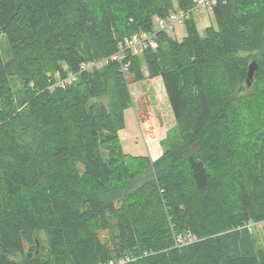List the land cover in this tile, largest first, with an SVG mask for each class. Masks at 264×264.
Listing matches in <instances>:
<instances>
[{
	"label": "trees",
	"instance_id": "1",
	"mask_svg": "<svg viewBox=\"0 0 264 264\" xmlns=\"http://www.w3.org/2000/svg\"><path fill=\"white\" fill-rule=\"evenodd\" d=\"M191 7L0 0V264H264V0L159 30ZM143 65L174 118L155 160L119 143Z\"/></svg>",
	"mask_w": 264,
	"mask_h": 264
},
{
	"label": "rangeland",
	"instance_id": "2",
	"mask_svg": "<svg viewBox=\"0 0 264 264\" xmlns=\"http://www.w3.org/2000/svg\"><path fill=\"white\" fill-rule=\"evenodd\" d=\"M193 20L198 32L202 34L204 28L213 23V16L210 11L202 10L193 13ZM178 26L180 34H185L184 26ZM173 31L174 29H169V35L177 38V33ZM145 69L143 65L142 71L146 78L140 82L132 81L127 76L132 102L124 110L125 125L119 133V143L123 152L129 156L146 155L155 158L163 151L164 147L160 142L174 127V118L161 79L149 78ZM254 229L260 245L264 248V222L257 224ZM100 237L105 239V232H100ZM178 240V243L184 241Z\"/></svg>",
	"mask_w": 264,
	"mask_h": 264
},
{
	"label": "built area",
	"instance_id": "3",
	"mask_svg": "<svg viewBox=\"0 0 264 264\" xmlns=\"http://www.w3.org/2000/svg\"><path fill=\"white\" fill-rule=\"evenodd\" d=\"M214 3H215V0H192V7L189 10L173 11L164 20L157 19L156 20L157 26L159 30L169 31V29H172L177 25H182L186 21H188L192 17L194 12H199L202 10L211 11ZM122 45L125 46L126 48L132 49L134 53L141 52L148 45H150L153 48L156 46L155 42L151 38V35L144 34V33L141 34L140 36H134L130 39H125ZM122 59H123L122 50H119L105 60L106 61L111 60V61L121 63ZM106 61H103V62H106ZM127 66H128V63L124 64L122 68L124 69ZM71 79L72 78L70 77L69 80Z\"/></svg>",
	"mask_w": 264,
	"mask_h": 264
},
{
	"label": "water",
	"instance_id": "4",
	"mask_svg": "<svg viewBox=\"0 0 264 264\" xmlns=\"http://www.w3.org/2000/svg\"><path fill=\"white\" fill-rule=\"evenodd\" d=\"M254 71H255V64L253 66L250 65L249 71H248V76H247V84L248 85L250 84V82L253 78ZM37 246H38V244H37Z\"/></svg>",
	"mask_w": 264,
	"mask_h": 264
},
{
	"label": "crops",
	"instance_id": "5",
	"mask_svg": "<svg viewBox=\"0 0 264 264\" xmlns=\"http://www.w3.org/2000/svg\"><path fill=\"white\" fill-rule=\"evenodd\" d=\"M179 28H180V26H175L173 29H174V31L173 32H176L177 33V40H181L182 38H183V36L185 35V34H180V31H179ZM161 155V154H160ZM159 155V156H160ZM159 156H156L155 158H151V160H155L157 157H159Z\"/></svg>",
	"mask_w": 264,
	"mask_h": 264
}]
</instances>
